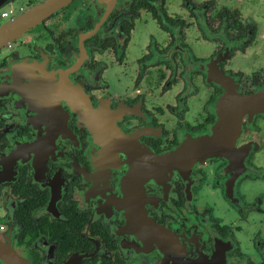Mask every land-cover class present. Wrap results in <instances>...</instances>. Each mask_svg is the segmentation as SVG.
Returning a JSON list of instances; mask_svg holds the SVG:
<instances>
[{
    "label": "flooded vegetation",
    "instance_id": "obj_1",
    "mask_svg": "<svg viewBox=\"0 0 264 264\" xmlns=\"http://www.w3.org/2000/svg\"><path fill=\"white\" fill-rule=\"evenodd\" d=\"M46 1L0 0V264H264V109L159 159L264 90V0Z\"/></svg>",
    "mask_w": 264,
    "mask_h": 264
},
{
    "label": "water",
    "instance_id": "obj_2",
    "mask_svg": "<svg viewBox=\"0 0 264 264\" xmlns=\"http://www.w3.org/2000/svg\"><path fill=\"white\" fill-rule=\"evenodd\" d=\"M70 0H48L38 6L31 14V21H39L45 15L54 12ZM228 120L222 130L211 136L198 137L194 142L171 151L159 159H190L191 161L203 160L214 154H224L233 143L239 129L240 119L244 113H253L264 109V90L252 96H238L228 100ZM186 146H189L186 147Z\"/></svg>",
    "mask_w": 264,
    "mask_h": 264
},
{
    "label": "rangeland",
    "instance_id": "obj_3",
    "mask_svg": "<svg viewBox=\"0 0 264 264\" xmlns=\"http://www.w3.org/2000/svg\"><path fill=\"white\" fill-rule=\"evenodd\" d=\"M194 48V53L198 56H202V55H205L206 52H204V48L202 45L198 46L197 44H195L193 46ZM130 56V54H129ZM233 63H236L237 62V59H233L232 60ZM232 66V65H231ZM204 100V96L201 97V99H198L197 101L193 102L194 105H201L202 101ZM260 132L258 134H256L254 136V138L256 139L257 138V142L260 144V149L261 150H264V125L260 126ZM263 133V134H262ZM261 134V136H260Z\"/></svg>",
    "mask_w": 264,
    "mask_h": 264
}]
</instances>
